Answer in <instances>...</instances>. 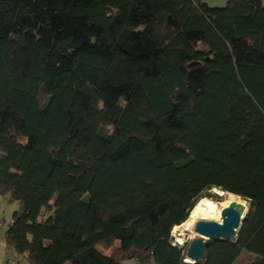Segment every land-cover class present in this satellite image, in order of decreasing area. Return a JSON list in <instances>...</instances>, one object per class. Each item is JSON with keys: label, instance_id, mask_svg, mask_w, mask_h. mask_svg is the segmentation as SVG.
Here are the masks:
<instances>
[{"label": "trees", "instance_id": "16d2710c", "mask_svg": "<svg viewBox=\"0 0 264 264\" xmlns=\"http://www.w3.org/2000/svg\"><path fill=\"white\" fill-rule=\"evenodd\" d=\"M214 190L249 209L204 264H264L262 0H0L17 258L187 264L171 234Z\"/></svg>", "mask_w": 264, "mask_h": 264}, {"label": "water", "instance_id": "95a60500", "mask_svg": "<svg viewBox=\"0 0 264 264\" xmlns=\"http://www.w3.org/2000/svg\"><path fill=\"white\" fill-rule=\"evenodd\" d=\"M214 192L218 191L214 190ZM208 200H214V198L210 197ZM248 209V204L242 200L231 202L226 208H223L220 211V222H197L193 229L194 236L197 238L189 244L186 259L192 261V264H204L205 249L208 243L234 242L238 236Z\"/></svg>", "mask_w": 264, "mask_h": 264}, {"label": "bare ground", "instance_id": "6f19581e", "mask_svg": "<svg viewBox=\"0 0 264 264\" xmlns=\"http://www.w3.org/2000/svg\"><path fill=\"white\" fill-rule=\"evenodd\" d=\"M216 196L215 200L203 199L198 202L196 207L191 212L187 221L180 227L174 229L175 236L178 238L177 243L182 244L189 235H194L193 229L199 221H217L220 222V211L226 208L231 202L239 201L234 196L223 194L220 192H213ZM186 262L192 264L193 262L186 259Z\"/></svg>", "mask_w": 264, "mask_h": 264}, {"label": "crops", "instance_id": "0c3cea01", "mask_svg": "<svg viewBox=\"0 0 264 264\" xmlns=\"http://www.w3.org/2000/svg\"><path fill=\"white\" fill-rule=\"evenodd\" d=\"M228 0H226L227 2ZM204 2L211 7L208 0ZM264 5V0H262ZM222 6V3H220ZM13 179L16 178L15 175L12 176ZM17 211L16 203L11 199V197L1 198L0 197V264H6L10 259H18L13 251H11L5 243V233L12 225L13 214Z\"/></svg>", "mask_w": 264, "mask_h": 264}, {"label": "rangeland", "instance_id": "374dc122", "mask_svg": "<svg viewBox=\"0 0 264 264\" xmlns=\"http://www.w3.org/2000/svg\"><path fill=\"white\" fill-rule=\"evenodd\" d=\"M208 2L210 3V5H211V7L210 8H214V9H223V8H225L226 6H227V3L229 2V0L226 2V0H208ZM220 3H222V6H221V4ZM15 181V180H14ZM215 191H217V190H215ZM213 192L214 191H212V192H210L211 194L209 195V193L206 195V199H210V197L209 196H211V198H214V200H215V198H216V196H214L213 195ZM218 192H221V191H218ZM221 193H223V192H221ZM224 194H226V193H224ZM235 197V196H234ZM236 198V197H235ZM236 199H238V198H236ZM240 200V199H239ZM171 237H172V239H173V242H174V244L175 245H177V246H179V247H181V248H186V249H188V246H189V244L191 243V241H193L194 239H196L197 237L196 236H194V235H189V238H187L181 245L180 244H178L177 243V240H178V238L175 236V233H174V230H173V232H172V234H171ZM186 262V261H185ZM21 264H27V261L25 260V259H21ZM126 264H135V261H129V262H127Z\"/></svg>", "mask_w": 264, "mask_h": 264}, {"label": "built area", "instance_id": "2783aa9c", "mask_svg": "<svg viewBox=\"0 0 264 264\" xmlns=\"http://www.w3.org/2000/svg\"><path fill=\"white\" fill-rule=\"evenodd\" d=\"M6 264H21V260L18 259H10ZM135 264H140L139 262L135 261Z\"/></svg>", "mask_w": 264, "mask_h": 264}]
</instances>
